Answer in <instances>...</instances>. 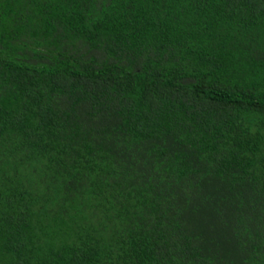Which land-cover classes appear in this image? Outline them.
I'll return each mask as SVG.
<instances>
[{
  "label": "trees",
  "instance_id": "1",
  "mask_svg": "<svg viewBox=\"0 0 264 264\" xmlns=\"http://www.w3.org/2000/svg\"><path fill=\"white\" fill-rule=\"evenodd\" d=\"M0 264H264V0H0Z\"/></svg>",
  "mask_w": 264,
  "mask_h": 264
}]
</instances>
